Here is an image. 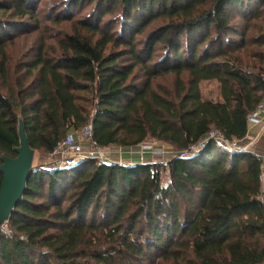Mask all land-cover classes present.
Here are the masks:
<instances>
[{
  "label": "trees",
  "instance_id": "1",
  "mask_svg": "<svg viewBox=\"0 0 264 264\" xmlns=\"http://www.w3.org/2000/svg\"><path fill=\"white\" fill-rule=\"evenodd\" d=\"M39 1L0 0V165L20 123L45 159L87 124L100 148L173 155L32 164L0 264H264V160L230 148L264 101V0H63L44 17Z\"/></svg>",
  "mask_w": 264,
  "mask_h": 264
},
{
  "label": "built area",
  "instance_id": "2",
  "mask_svg": "<svg viewBox=\"0 0 264 264\" xmlns=\"http://www.w3.org/2000/svg\"><path fill=\"white\" fill-rule=\"evenodd\" d=\"M248 123L250 125L262 124L264 129V105L260 104L256 110L248 116ZM261 132L258 137L261 136ZM215 139V134L209 135L208 139L201 141L198 146L202 147L208 140ZM253 143H248L241 146V143L234 144L230 148L232 151H248ZM104 148L98 147L92 140V127L91 124L71 132L65 136V138L56 145L52 153L49 155L50 164L46 165V169L49 171L53 170H67L72 167H76L85 161H97V162H115L119 165L123 163L119 160H110L109 157L103 152ZM149 147L142 144L139 146L136 153L138 155L145 154L149 151ZM196 147H191L188 152L180 154L181 158L187 157L189 153L193 152ZM153 156L161 155V153H151ZM261 158L264 160V150L260 154ZM131 164H128L130 166ZM127 166V165H126ZM264 175V166H263Z\"/></svg>",
  "mask_w": 264,
  "mask_h": 264
},
{
  "label": "rangeland",
  "instance_id": "3",
  "mask_svg": "<svg viewBox=\"0 0 264 264\" xmlns=\"http://www.w3.org/2000/svg\"><path fill=\"white\" fill-rule=\"evenodd\" d=\"M63 0H41L40 5H39V10L38 13L40 12V16L44 17L47 12H50L51 9H53L55 6L58 7L60 4H62ZM56 7V8H57ZM89 11V9L82 10L81 8L78 9L77 11L74 12V17H82L84 14H86ZM15 22L18 23H24L26 22L25 19H15ZM60 29L55 26H50V33L56 34L58 33ZM24 43L22 40L17 41L15 44V48H19L23 45ZM171 82V78H166V79H159L158 83L161 86H169ZM200 93H201V98L204 101H212V102H220V89H219V84L215 81H208V82H202L199 85ZM244 144H241L243 146ZM145 146L149 147V151L145 154L138 155L136 152L139 151L137 150H124L121 148H116V147H109V148H104L103 152L105 156L107 155L110 160H119V162L123 163L124 167H127L128 164H132L131 162L136 161L138 158H143L145 162L147 163H164L166 159L172 157L173 153L172 150L170 149L169 146L154 142V141H148ZM263 151V150H262ZM151 153H161V155L153 156ZM262 153V152H261ZM38 163H46V165L50 164V159L47 157L46 159L44 157H39L38 154H34L33 158V166H37ZM127 165V166H126Z\"/></svg>",
  "mask_w": 264,
  "mask_h": 264
},
{
  "label": "water",
  "instance_id": "4",
  "mask_svg": "<svg viewBox=\"0 0 264 264\" xmlns=\"http://www.w3.org/2000/svg\"><path fill=\"white\" fill-rule=\"evenodd\" d=\"M19 147L15 159L3 158L0 165V226L7 223L21 199L28 176L33 171L34 151L29 147L22 124L18 128Z\"/></svg>",
  "mask_w": 264,
  "mask_h": 264
},
{
  "label": "crops",
  "instance_id": "5",
  "mask_svg": "<svg viewBox=\"0 0 264 264\" xmlns=\"http://www.w3.org/2000/svg\"><path fill=\"white\" fill-rule=\"evenodd\" d=\"M264 105V101L262 103ZM262 133L260 137H258L259 133ZM253 143L252 146L249 148L248 151L255 153L257 155H260L262 150H264V129L262 124L259 125H250L248 129V134L244 138V140L241 142V144H248ZM145 162L143 158H137L136 161L131 162L133 163H140Z\"/></svg>",
  "mask_w": 264,
  "mask_h": 264
}]
</instances>
